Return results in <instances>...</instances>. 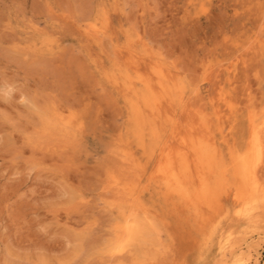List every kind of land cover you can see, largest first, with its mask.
<instances>
[{
    "label": "rangeland",
    "instance_id": "374dc122",
    "mask_svg": "<svg viewBox=\"0 0 264 264\" xmlns=\"http://www.w3.org/2000/svg\"><path fill=\"white\" fill-rule=\"evenodd\" d=\"M153 6L166 13L159 30L170 24L167 51L140 43L141 34L125 22L126 10L111 0H0L5 223L31 205L77 234L98 264H233L244 256L247 264H264V184L257 168L264 156V91L256 76L264 53L244 33L250 27L245 17L231 16V0L214 6L211 19L186 24L179 21L187 7L183 0ZM65 59L89 89L76 108L64 107L32 70ZM42 109L56 118L71 119L81 109L89 114L85 155L72 163L49 148L39 131ZM8 142L13 147L6 150ZM186 145H192L189 151ZM244 163L260 181L246 205L235 197ZM30 164L36 171L29 175ZM82 191L89 193L87 205L80 202Z\"/></svg>",
    "mask_w": 264,
    "mask_h": 264
},
{
    "label": "clouds",
    "instance_id": "9594fccd",
    "mask_svg": "<svg viewBox=\"0 0 264 264\" xmlns=\"http://www.w3.org/2000/svg\"><path fill=\"white\" fill-rule=\"evenodd\" d=\"M164 2L172 3L174 0H128L127 3L111 0V5L126 10L128 19L125 22L130 23L141 34L140 43H149L167 51L166 34L170 24L163 31L159 30L158 23L166 13L161 12L158 6H153ZM183 2L187 7L179 16V21L186 24L190 21L199 22L202 17L211 19L213 7L227 0ZM231 3L234 5L231 16L245 17L244 24L250 27L244 33L264 53V30L261 28L264 24V0H231ZM248 42V39L243 40L242 46ZM32 70L42 78L40 86L55 93L64 107L76 108L83 103L84 95L89 89L79 83V72L74 63L70 64L65 59L62 63L38 64ZM27 92L25 89L26 94ZM39 116V131L50 149L60 152L66 161L72 163L85 155L90 136L89 114L81 109L71 119L56 118L50 109H42ZM5 207L0 199V264H98L88 256L77 234L67 231L55 220L41 216L31 205L28 206V211H24L11 223H5L4 217H8ZM42 252H46L47 258H41Z\"/></svg>",
    "mask_w": 264,
    "mask_h": 264
},
{
    "label": "bare ground",
    "instance_id": "6f19581e",
    "mask_svg": "<svg viewBox=\"0 0 264 264\" xmlns=\"http://www.w3.org/2000/svg\"><path fill=\"white\" fill-rule=\"evenodd\" d=\"M141 82H142V81H141ZM143 84H144V83H143ZM151 84H152V83H151ZM162 84H163V83H162ZM152 85H153V84H152ZM155 85H156V84H155ZM155 85H154V86H155ZM164 86H165V84H164ZM158 88H159V87H158ZM156 89H157V88H156ZM131 93H132V92H131ZM138 100H139V98H138ZM139 101H140V100H139ZM171 104H172V103H171ZM148 105H151V104H148ZM142 106H143V105H142ZM135 108H136V107H135ZM133 111H134V110H133ZM148 112H149V111H148ZM165 112H166V111H165ZM160 117H161V116H160ZM163 117H164V116H163ZM163 117H162V118H163ZM254 117H255V116H254ZM256 117H257V116H256ZM256 117H255V118H256ZM144 119H145V118H144ZM158 120H159V119H158ZM262 120H263V119H262ZM202 121H203V120H202ZM254 121H255V120H254ZM140 122H141V121H140ZM143 122H144V121H143ZM161 122H162V120H161ZM203 122H204V121H203ZM254 123H255V122H254ZM259 123H260V122H259ZM141 124H142V123H141ZM178 124H179V123H178ZM204 124H205V123H204ZM250 124H251V122H250ZM261 125H262V123H261ZM263 125H264V124H263ZM158 126H159V125H158ZM170 126H171V125H170ZM201 126H202V125H201ZM258 126H259V125H258ZM168 127H169V126H168ZM202 127H203V126H202ZM202 127H201V128H202ZM251 127H252V126H251ZM198 129H199V127H198ZM206 129H207V128H206ZM253 129H254V128H253ZM256 129H257V128H256ZM160 130H161V129H160ZM191 130H192V128H190V131H191ZM251 130H252V129H251ZM263 130H264V129H263ZM172 131H173V130H172ZM190 131H189V132H190ZM191 132H192V131H191ZM259 132H261V131H259ZM192 133H193V132H192ZM192 133H191V134H192ZM196 133H197V131H196ZM198 133H199V132H198ZM198 133H197V134H198ZM200 133H201V132H200ZM200 133H199V134H200ZM202 133L204 134V132H202ZM202 133H201V134H202ZM263 133H264V132H263ZM175 134H176V133H175ZM175 134H174V135H175ZM193 134H194V133H193ZM258 134H259V133H258ZM189 135H190V134H189ZM194 135H195V134H194ZM210 135H212V134H210ZM251 135H252V134H251ZM261 135L264 136V134H261ZM202 136H203V135H202ZM256 136H257V135H256ZM262 136H261V137H262ZM184 137H185V136H184ZM189 137H190V136H189ZM194 137H195V136H194ZM173 138H175V137H173ZM180 138H181V137H180ZM186 138H187V137H186ZM186 138H185V140H186ZM206 138H207V135H206ZM254 138H255V137H254ZM188 139H190V138H187V140H186L187 142H188ZM195 139H197V136L195 137ZM195 139H194V141H195ZM209 139H210V138H209ZM248 139H249V138H248ZM250 139H253V138H250ZM205 140H207V139H205ZM210 140H213V138L210 139ZM258 140H259V139H258ZM261 140L263 141V139H261ZM133 141H134V140H133ZM146 141H147V139H146ZM181 141H182V140H181ZM183 141H184V140H183ZM186 141H185V143H186ZM189 141H191V139H190ZM172 142H173V141H172ZM195 142H196V141H195ZM206 142H207V141H206ZM200 143H201V142H200ZM210 143H211V142H210ZM210 143H209V145H210ZM214 143H215V142H214ZM196 144H197V142H196ZM216 144H217V143H216ZM216 144H215V145H216ZM259 144H260V143H259ZM188 145H190V143H188ZM253 145H254V144H253ZM183 146H184V145H183ZM186 146H187V145H186ZM191 146H192V145H191ZM191 146H190V148H191ZM248 146H249V145H248ZM187 147H188V151H189L190 148H189V146H187ZM206 147H207V145H206ZM260 147H261V146H260ZM165 148H166V147H165ZM181 148H182V147H181ZM185 148H186V147H185ZM214 148H215V146H214ZM262 148H263V146H262ZM182 150H183V149H182ZM183 151H185V150H183ZM231 151H232V150H231ZM260 151H261V148H260ZM212 152H213V151H212ZM212 152H210V153H212ZM250 152H251V147H250ZM187 153H188V152H187ZM192 153H193V152H192ZM252 153H253V152H252ZM195 154H196V152H195ZM198 154L201 155V152H199ZM260 154H261V153H260ZM167 155H168V154H167ZM187 155H188V154H187ZM200 155H198V158L200 157ZM212 155H213V154H212ZM252 155H253V154H252ZM189 156H190V154H189ZM195 156H196V155H195ZM187 157H188V156H187ZM258 157H259V156H258ZM190 158H191V157H190ZM193 158H194V157H193ZM201 158H203V160H204V159H207L208 156H207V158H204V157H201ZM209 158H211V157L209 156ZM229 158H230V157H229ZM163 159H164V158H163ZM167 159H168V158H167ZM230 159H231V158H230ZM255 159H257V158H255ZM255 159H254V160H255ZM168 160H169V159H168ZM170 160H171V159H170ZM200 160H201V159H200ZM208 160H209V159H207V161H208ZM252 160H253V159H252ZM173 161H174V160H173ZM173 161H172V162H173ZM175 161H176V160H175ZM177 161H178V158H177ZM187 161H188V160H187ZM191 161H192V160H191ZM194 161H195V159H194ZM196 161H197V156H196ZM196 161H195V162H196ZM207 161H206V162H207ZM211 161H214V159H213V160H209L210 163H211ZM229 161H230V160H229ZM243 161H244V160H243ZM189 162H190V160H189ZM189 162H188V163H189ZM206 162H205V164H206ZM222 162H223V161H222ZM231 162H232V161H231ZM231 162H230V163H231ZM249 162H250V161H249ZM255 162H258V161L255 160ZM177 163H178V162H177ZM192 163H194V162H191V164H192ZM210 163H209V164H210ZM172 164H174V163H172ZM175 164H176V163H175ZM198 164H199V163H198ZM214 164H215V163H214ZM193 165L196 166L197 164H196V165L193 164ZM201 165H202V164H201ZM215 165H216V164H215ZM163 166H164V165H163ZM170 166H171V165H170ZM170 166H169V167H170ZM173 166H174V165H173ZM173 166H172V167H173ZM211 166H212V165H211ZM211 166L209 165V168H211ZM231 166H232V165H231ZM196 167H197V166H196ZM200 167H201V166H200ZM204 167H205V166H204ZM206 167H208V166H206ZM212 167H213V166H212ZM226 167H227V166H226ZM164 168L167 169L166 166H164ZM174 168H175V167H174ZM178 168H179V167H178ZM188 168H190V166H189ZM198 168H199V167H198ZM198 168H197V169H198ZM257 168L260 169L259 167H257ZM201 169H203V168L201 167ZM201 169H200V170H201ZM234 169H235V168H234ZM252 169H253V167L251 168V166H250L248 163H244L243 168H242V171H243V172H242V175L240 174V175L243 177V183H242V185H241V187H240V191L237 193V195H236L235 197H237V200H238L241 204L243 203V205H246V204L249 203V200L252 199L253 194H254L255 191L257 190V186H258V184H260V181H257V180H256V178H255L256 175H254V171H253ZM163 170H164V169H163ZM168 170H169V169H167L166 172H167ZM190 170H191V169H189V171H190ZM200 170H199V171H200ZM211 170H212V169H211ZM211 170H210V171H211ZM235 170H236V169H235ZM172 171H173V170H172ZM172 171H171V172H172ZM201 171H202V170H201ZM201 171H200V172H201ZM203 171H205V170H203ZM203 171H202V172H203ZM207 171H208V170H206L205 172H207ZM210 171L207 172V174L210 173ZM161 172H162V171H161ZM168 172H169V171H168ZM178 172H179V175H180V172H181V171H178ZM200 172H199V173H200ZM228 172H229V171H228ZM163 173H164V171H163ZM181 173H182V172H181ZM195 173H196V171H195ZM216 173H217V172H216ZM218 173H219V172H218ZM164 174H165V173H164ZM173 174H175V172H174ZM187 174H188V173H187ZM191 174H192V171H191ZM197 174H198V173H197ZM184 175H185V172H184L183 176H184ZM201 175H203V174H201ZM157 176H158V175H157ZM170 176H171V174H170ZM174 176H176V175H174ZM188 176H189V175H188ZM193 176H194V175H193ZM205 176H207V175H205ZM220 176H221V175H220ZM232 176H233V175H232ZM165 177H167V176L165 175ZM180 177H181V176H180ZM185 177L187 178L186 175H185ZM196 177H197V176H196ZM227 177H228V175L226 176V178H227ZM159 178H160V177H159ZM170 178H171V177H170ZM181 178H182V177H181ZM186 178H185V179H186ZM191 178H192V177H191ZM206 178L208 179V177H206ZM222 178H223V177H222ZM222 178H221V179H222ZM168 179H169V178H168ZM196 179H197V178H196ZM221 179H220V181H221ZM257 179H258V177H257ZM172 180H173V179H172ZM181 180L184 181V178H182ZM189 180H190V179H189ZM208 180H209V179H208ZM208 180H207V182H208ZM176 181H178L177 178H176ZM183 181H182V182H183ZM196 181H198V180H196ZM216 181H217V180H216ZM220 181H218V184H219ZM185 182H186V181H185ZM189 182H191V180L188 181V183H189ZM193 182H195V179H194V181H192V183H193ZM209 182L211 183V180H210ZM257 182H259V183H257ZM192 183H191L190 186H192ZM198 183L200 184V182H198ZM198 183L196 182V185H197ZM221 183H222V181H221ZM119 184H120V183H119ZM194 184H195V183H194ZM170 185H171V184H170ZM173 185H174V184H173ZM180 185H181V184H180ZM186 185H188V184H186ZM186 185H185V186H186ZM188 186H189V185H188ZM217 186H218V185H217ZM180 187H181V186H180ZM197 187H198V185H197ZM213 187H214V186H213ZM218 187H220V185H219ZM224 187H225V186H224ZM226 187H227V186H226ZM261 187H262V186H261ZM168 188H169V187H168ZM181 188H182V187H181ZM188 188H189V190H190L191 187H188ZM192 188H193V187H192ZM215 188L217 189L216 186H215ZM227 188H228V187H227ZM263 188H264V187H263ZM184 189H185V188H184ZM186 189H187V188H186ZM210 189H212V188H210ZM213 189H214V188H213ZM216 189H214V191H213V192H214L213 194H215V195L217 194V192H215ZM231 189H233V188H231ZM261 189H262V188H260V190H261ZM225 190H226V189H225ZM227 190H228V189H227ZM258 190H259V188H258ZM228 191H229V190H228ZM228 191H227V192H228ZM171 192H172V191H171ZM185 192H186V191H185ZM193 192H194V191H193ZM193 192H192L191 194H193ZM196 192H197V191H196ZM198 192H199V191H198ZM210 192H212V191L210 190ZM218 192H221V191H218ZM230 192H231V191H230ZM163 193H164V192H163ZM228 193H229V192H228ZM191 194H190V195H191ZM203 194H204V193H203ZM203 194H202V196H203ZM210 194H211V193H210ZM196 195H197V194H196ZM198 195H199V194H198ZM198 195H197V196H198ZM215 195H211V197H214ZM229 195H230V194H229ZM191 196H192V195H191ZM191 196H190V197H191ZM202 196H199V197H200L199 200H201ZM205 196H206V195H205ZM164 197H165V196H164ZM186 197L189 198V196H186ZM193 197H194V196H193ZM199 197H198V198H199ZM203 197H204V196H203ZM207 197H208V195L206 196V198H207ZM209 198H210V197H209ZM219 198H220V197H219ZM193 199H194V198H193ZM195 199H196V198H195ZM204 199H205V198H204ZM204 199L202 198L201 201H203ZM191 200H192V199H191ZM196 200H198V199H196ZM206 200H207V201H208V200L210 201L211 199H208V198H207ZM253 200H254V198H253ZM209 201H208V202H209ZM211 201H212V200H211ZM210 204H212V202H211ZM209 206H210V205H209ZM214 206H216V205H214ZM252 206H253V204H252ZM234 207H235V206H234ZM253 207H254V206H253ZM197 208H198V207H197ZM209 208H210V207H209ZM248 209H249V208H248ZM201 210H202V209H201ZM235 210H236V209H235ZM251 210H252V209H251ZM255 210H256V209H255ZM257 210H258V209H257ZM261 210H262V209H261ZM245 211H246V210H245ZM248 211H250V210H248ZM248 211H247V212H248ZM252 211H254V210H252ZM133 213H135V212H133ZM235 214H236V213H235ZM247 214H248V213H247ZM257 214H258V213H257ZM257 214H256V215H257ZM131 215H132V213L130 214V216H131ZM130 216H129V217H130ZM134 216H135V215H134ZM197 216H198V215H197ZM234 216H235V215H234ZM241 216H242V214H241ZM245 217H246V215H245ZM251 217H252V216H251ZM251 217H250V218H251ZM199 218H200V217H199ZM201 218H203V217H201ZM247 218H248V217H247ZM206 219H207V218H206ZM251 219H252V218H251ZM256 220H257V219H256ZM258 220H259V219H258ZM132 221H133V220H132ZM132 221H131V222H132ZM184 221H185V220H184ZM247 221H248V220H247ZM254 221H255V220H254ZM260 221H261V220H260ZM248 222H249V221H248ZM133 223H134V222H133ZM140 223H141V222H140ZM261 223H262V222H261ZM247 224H248V223H247ZM250 224H251V223H250ZM253 224H254V223H253ZM257 224H259V223H257ZM248 225H249V224H248ZM118 227H119V226H118ZM259 228H260V227H259ZM139 230L141 231V229H139ZM141 232H142V231H141ZM118 233H119V232H118ZM123 233H124V231H123ZM128 233H129V232H127V234H128ZM130 233H131V232H130ZM127 234L125 233L124 236L127 237ZM132 235H133V233H132ZM135 235H136V234H135V232H134V236H135ZM141 235H142V234H141ZM134 236H133V237H134ZM137 236H138V235H137ZM142 236H143V235H142ZM144 236H145V235H144ZM146 236H147V235H146ZM118 238H119V237H118ZM121 239H122V238H121ZM125 239H126V238H125ZM138 239H139V238H138ZM123 241H125V240H123ZM129 243H130V242H129ZM121 244H122V243H121ZM127 244H128V243H127ZM130 244H131V243H130ZM133 244H134V243H133ZM249 250H250V249H249ZM122 254H123V253H122ZM244 257H245V256H244ZM244 257H243V258H244ZM243 258H236L235 260H233V261H234L233 264H241V261H244ZM250 259H251V258H250ZM250 259H249V260H250ZM254 259H255V258H254ZM247 261H248V260H247ZM226 263H227V261H226ZM228 263H229V262H228ZM230 263H231V262H230ZM230 263H229V264H230ZM256 264H257V263H256Z\"/></svg>",
    "mask_w": 264,
    "mask_h": 264
},
{
    "label": "snow or ice",
    "instance_id": "6c2138e0",
    "mask_svg": "<svg viewBox=\"0 0 264 264\" xmlns=\"http://www.w3.org/2000/svg\"><path fill=\"white\" fill-rule=\"evenodd\" d=\"M261 28H262V30H264V24L261 25ZM224 40L225 41L229 40V36H228L227 33L224 34ZM256 76H257V79L260 81L261 90L264 91V68H261L259 70V72L256 73ZM194 84H195V81H194ZM198 87H199V85H195L193 87V89H192L193 95H195L197 93ZM11 91H12V89H6V92L8 94H10ZM222 96H223V92H222ZM25 102L27 103L28 101H25ZM261 104L264 105V97L261 98ZM222 131L226 135L229 130L228 129H224ZM26 143H31V137L26 138ZM12 147L13 146L11 145L10 142L6 143V145H5V149L6 150H9ZM18 155H19V153H18ZM259 168H260L259 176H260L262 184H264V156H262L260 161H259ZM35 171H36V165L35 164H30L29 167L27 168V173L30 175V174H32ZM17 175L19 176L20 173L17 172ZM88 196H89V193L87 191H82L80 193V202H81L82 205H87L88 201L85 198L88 197ZM26 198L30 200L31 196L28 195ZM44 227H46V226H44ZM241 264H247V261H241Z\"/></svg>",
    "mask_w": 264,
    "mask_h": 264
}]
</instances>
